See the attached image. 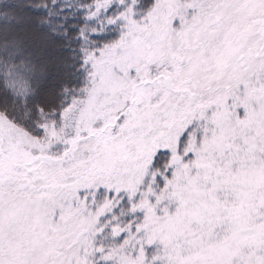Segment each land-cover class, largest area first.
<instances>
[{"label":"snow or ice","instance_id":"1","mask_svg":"<svg viewBox=\"0 0 264 264\" xmlns=\"http://www.w3.org/2000/svg\"><path fill=\"white\" fill-rule=\"evenodd\" d=\"M0 264H264V0H0Z\"/></svg>","mask_w":264,"mask_h":264}]
</instances>
